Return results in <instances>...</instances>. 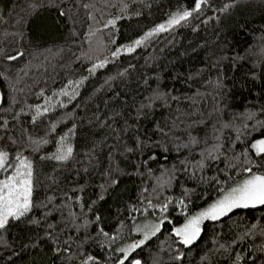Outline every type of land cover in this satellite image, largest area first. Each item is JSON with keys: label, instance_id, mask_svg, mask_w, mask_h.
<instances>
[{"label": "trees", "instance_id": "1", "mask_svg": "<svg viewBox=\"0 0 264 264\" xmlns=\"http://www.w3.org/2000/svg\"><path fill=\"white\" fill-rule=\"evenodd\" d=\"M194 7L0 0V151L34 172L31 211L0 230V264H118L146 217L160 230L125 264H264V205L205 220L189 246L174 235L246 168L264 175L251 148L264 138V0ZM62 137L72 156L47 159Z\"/></svg>", "mask_w": 264, "mask_h": 264}, {"label": "snow or ice", "instance_id": "2", "mask_svg": "<svg viewBox=\"0 0 264 264\" xmlns=\"http://www.w3.org/2000/svg\"><path fill=\"white\" fill-rule=\"evenodd\" d=\"M206 2L207 0H195L193 11H200L202 5ZM84 6L85 8L89 7L87 4ZM192 14V11H184L182 14L174 15L168 21L167 26L164 24L159 25L153 30V32L146 34L143 39L136 40L134 42L135 45H141L143 40L153 35V33L165 31L173 25L180 24L181 21L187 20ZM108 25L114 27L115 21L109 20L105 27ZM133 50V47L127 49L129 52ZM113 55H116V53H113ZM9 59L16 60L18 57L11 56ZM102 66V64L96 65V67ZM64 95H67V93L65 92ZM47 111L48 109L45 108L44 112ZM40 115H42V113L38 107L36 109V115L32 118L33 123H35ZM5 123L7 122L5 121ZM65 139L66 137L61 138L60 147L57 149V152L53 156L46 157L47 159L66 161L72 156L73 149L71 146L65 147ZM32 143L39 144V141L34 140ZM251 148L255 151L256 155H264V139L252 143ZM245 171L250 173L248 179H245L243 183L238 186L231 188L230 191H228L216 203L212 204L208 209L189 219L183 227L174 230V235L178 238L179 243L185 246L191 245L198 238L200 234V223L205 219L217 220L236 208H255L258 205H264V175L252 173L250 167L246 168ZM0 175L3 176V178H0V230H3L8 226L10 220H20V218L29 213L33 207V164L31 160L24 157L22 154H17L15 156V162L10 163L9 153L6 151H0ZM170 202L171 201H168L160 207L162 213L167 211L168 203ZM179 203L183 204V201H180ZM148 207L151 208L154 207V205L149 201ZM98 219L99 217H97V220ZM162 223L163 220H161L160 224ZM160 224L151 226L148 231H145L144 239L130 244L127 248L119 249L123 255L118 261V264H125V261L129 260L131 253L141 247V245H143L149 238V235H155L156 232L160 230ZM101 234L105 237L108 236V233L103 232L102 229ZM112 239H115V237ZM65 243H67V241H65ZM180 258V256L176 257V259ZM237 259H239V257H237ZM82 264H98V262L93 256H87V258L82 261ZM129 264H141V262L133 259Z\"/></svg>", "mask_w": 264, "mask_h": 264}, {"label": "rangeland", "instance_id": "3", "mask_svg": "<svg viewBox=\"0 0 264 264\" xmlns=\"http://www.w3.org/2000/svg\"><path fill=\"white\" fill-rule=\"evenodd\" d=\"M14 75H16V73H15ZM14 75H13V76H14ZM0 100H1V92H0ZM263 139H264V138H263ZM247 179H248V178H247ZM241 183H243V182H241ZM241 183H239V184H241ZM239 184L235 185L234 187L238 186ZM164 185H167V184L165 183ZM230 190H231V188L228 189L227 191H225L222 195H220V196H219V197H218L213 203H211V204H209L208 206H206V207H204V208H202V209L196 211L194 214H191V215L186 219V221H185L182 225L177 226L176 228H181V227H183V226L188 222L189 219H191L192 217L197 216L199 213H201V212L205 211L206 209H208L212 204L216 203L219 199H221V198H222V197H223L228 191H230ZM220 218H221V217H220ZM205 220H208V219H205ZM205 220L201 221V223H200V232H201L202 224H203V222H204ZM160 222H161V221H155V220L153 221V219H151L150 217H146V219H143V220H141L140 222H137L136 225H135V232H136V234H138V237H137L136 240H134V241H132V242L126 244V245L124 246V248H127L130 244L136 243V242H138V241L144 239L145 231H148V230L150 229L151 226H154V225L160 224ZM146 226H147V227H146ZM160 227H161V224H160ZM176 228H175V229H176ZM175 229H174V230H175ZM150 236H152V235H149V237H150Z\"/></svg>", "mask_w": 264, "mask_h": 264}, {"label": "crops", "instance_id": "4", "mask_svg": "<svg viewBox=\"0 0 264 264\" xmlns=\"http://www.w3.org/2000/svg\"><path fill=\"white\" fill-rule=\"evenodd\" d=\"M249 176H250V175H249ZM249 176H248V177H246V179H247V178H249Z\"/></svg>", "mask_w": 264, "mask_h": 264}]
</instances>
